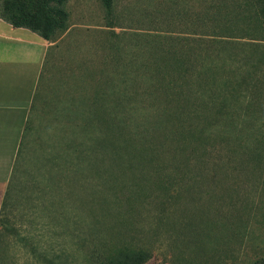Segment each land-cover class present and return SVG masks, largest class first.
<instances>
[{
  "label": "rangeland",
  "instance_id": "1",
  "mask_svg": "<svg viewBox=\"0 0 264 264\" xmlns=\"http://www.w3.org/2000/svg\"><path fill=\"white\" fill-rule=\"evenodd\" d=\"M9 1L0 16H24L49 50L0 217V264H264V84L243 131L211 109L171 144L147 87L157 37L200 33L191 17L205 1L112 0L109 16L102 0ZM222 88L204 98L235 107Z\"/></svg>",
  "mask_w": 264,
  "mask_h": 264
},
{
  "label": "trees",
  "instance_id": "2",
  "mask_svg": "<svg viewBox=\"0 0 264 264\" xmlns=\"http://www.w3.org/2000/svg\"><path fill=\"white\" fill-rule=\"evenodd\" d=\"M1 1L8 11L10 1ZM204 1L205 9L201 10L200 14L193 13L191 17L192 26L199 28L200 33H196L194 29L185 38L158 36L157 38L160 39L154 43L157 48L152 47V54L157 55L159 64L154 68L153 82L147 87L152 88L151 102H159L164 105L163 107L152 106L155 108L156 116H163L166 119L167 127L162 130L163 134L159 133L164 135L170 144L171 140L175 138V132L184 124V121H188V123L195 120L197 123L207 121L211 109H215L219 113L218 122H216L218 125L223 124L236 132L243 131L248 125L244 118L243 120L239 119L241 113L244 115L247 113V116L253 114L255 111L251 110L255 106L251 104V97H263L260 87L264 84V49H262L264 46L259 45L260 43L251 44L240 40L264 41V0ZM102 3L106 15L109 16L112 0H102ZM23 17L0 16L13 27L27 28L46 41L49 40L48 34L38 31L36 26L27 25ZM193 33L198 37H194ZM168 38L174 42H168ZM239 46H250L255 49L257 56L253 59L246 52L236 53L234 50ZM179 47L191 49V54L196 52L193 61L183 55L178 50ZM144 48L151 52L150 47L145 46ZM249 67L255 68V71L249 72ZM244 68H246V74L240 75L239 71ZM213 72L219 73V76L215 77ZM237 76H241L240 85L241 88H244V92H236L237 89L229 88L230 78H237ZM217 82L223 87L224 92L235 98V107L228 106L226 100L217 102L218 99L212 97L204 98L209 86L215 85ZM238 104L240 107L237 108ZM189 128L195 130L193 125H189ZM224 129L226 128L224 127ZM23 148L24 146L19 149L1 215L6 208L10 187Z\"/></svg>",
  "mask_w": 264,
  "mask_h": 264
},
{
  "label": "crops",
  "instance_id": "3",
  "mask_svg": "<svg viewBox=\"0 0 264 264\" xmlns=\"http://www.w3.org/2000/svg\"><path fill=\"white\" fill-rule=\"evenodd\" d=\"M49 43L27 28L0 18V216L24 146Z\"/></svg>",
  "mask_w": 264,
  "mask_h": 264
}]
</instances>
